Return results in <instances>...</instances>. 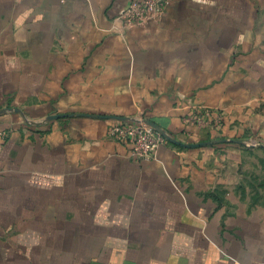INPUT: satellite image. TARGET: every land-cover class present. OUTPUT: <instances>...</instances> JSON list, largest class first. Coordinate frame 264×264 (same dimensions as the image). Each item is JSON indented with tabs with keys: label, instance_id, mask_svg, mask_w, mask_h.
Wrapping results in <instances>:
<instances>
[{
	"label": "crops",
	"instance_id": "1",
	"mask_svg": "<svg viewBox=\"0 0 264 264\" xmlns=\"http://www.w3.org/2000/svg\"><path fill=\"white\" fill-rule=\"evenodd\" d=\"M129 2L0 0V264H264V0ZM139 118L204 145L138 160Z\"/></svg>",
	"mask_w": 264,
	"mask_h": 264
},
{
	"label": "built area",
	"instance_id": "2",
	"mask_svg": "<svg viewBox=\"0 0 264 264\" xmlns=\"http://www.w3.org/2000/svg\"><path fill=\"white\" fill-rule=\"evenodd\" d=\"M174 0H130L122 8L115 20L123 28H140L162 18ZM183 125L197 129H216L221 123V114L211 110H195L181 119ZM107 135L112 140L127 145L131 155L138 160L153 158L157 149L166 144V138L143 119L117 121L107 128ZM5 138L7 132H1Z\"/></svg>",
	"mask_w": 264,
	"mask_h": 264
},
{
	"label": "water",
	"instance_id": "3",
	"mask_svg": "<svg viewBox=\"0 0 264 264\" xmlns=\"http://www.w3.org/2000/svg\"><path fill=\"white\" fill-rule=\"evenodd\" d=\"M68 116H70V115H57V116H52L50 119H58V118H64V117H68ZM144 121V123L145 124H147V125H149V126H151V127H153L155 130H157V131H159L165 138H166V140L168 141H170V142H172V143H174V144H177V145H179V146H183V147H186V148H193V147H199V146H203L204 144H191V145H184V144H182V143H180V142H178V141H176V140H174V139H172V138H170L168 135H166L165 134V132H163L159 127H157L155 124H153V123H151V122H149V121H147V120H143ZM220 142H223V143H225V142H227V140H219V141H217L216 143H220ZM242 146H247V144L246 143H243V142H239ZM249 147H252V146H250L249 145Z\"/></svg>",
	"mask_w": 264,
	"mask_h": 264
}]
</instances>
